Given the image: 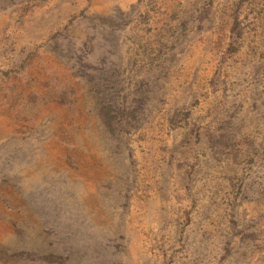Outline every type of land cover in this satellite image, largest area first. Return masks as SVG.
Instances as JSON below:
<instances>
[{
	"label": "rangeland",
	"instance_id": "rangeland-1",
	"mask_svg": "<svg viewBox=\"0 0 264 264\" xmlns=\"http://www.w3.org/2000/svg\"><path fill=\"white\" fill-rule=\"evenodd\" d=\"M0 264H264V0H0Z\"/></svg>",
	"mask_w": 264,
	"mask_h": 264
},
{
	"label": "trees",
	"instance_id": "trees-1",
	"mask_svg": "<svg viewBox=\"0 0 264 264\" xmlns=\"http://www.w3.org/2000/svg\"><path fill=\"white\" fill-rule=\"evenodd\" d=\"M242 3V2H241ZM237 7V6H236ZM235 16V15H234ZM236 17V16H235Z\"/></svg>",
	"mask_w": 264,
	"mask_h": 264
}]
</instances>
